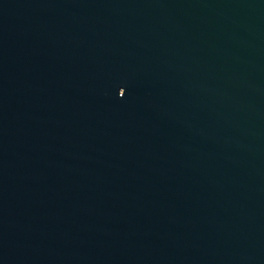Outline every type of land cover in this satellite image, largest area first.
Segmentation results:
<instances>
[{
  "label": "water",
  "instance_id": "water-1",
  "mask_svg": "<svg viewBox=\"0 0 264 264\" xmlns=\"http://www.w3.org/2000/svg\"><path fill=\"white\" fill-rule=\"evenodd\" d=\"M0 264H264V0H0Z\"/></svg>",
  "mask_w": 264,
  "mask_h": 264
}]
</instances>
